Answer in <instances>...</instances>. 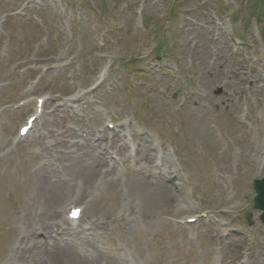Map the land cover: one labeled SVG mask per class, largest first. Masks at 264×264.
Masks as SVG:
<instances>
[{"label": "rangeland", "instance_id": "374dc122", "mask_svg": "<svg viewBox=\"0 0 264 264\" xmlns=\"http://www.w3.org/2000/svg\"><path fill=\"white\" fill-rule=\"evenodd\" d=\"M0 86V264H58L42 257V222L59 198L60 210L85 206L88 252L122 264H264L252 188L264 176V0H0ZM40 96L44 114L13 145ZM24 99L28 108L12 109ZM108 123L128 144L109 149L106 169L109 156L119 165L83 189L75 144L112 134ZM159 150L164 170L153 167ZM160 179L183 185L168 203Z\"/></svg>", "mask_w": 264, "mask_h": 264}, {"label": "bare ground", "instance_id": "6f19581e", "mask_svg": "<svg viewBox=\"0 0 264 264\" xmlns=\"http://www.w3.org/2000/svg\"><path fill=\"white\" fill-rule=\"evenodd\" d=\"M77 99L78 98H76L75 100ZM101 134L102 135H100L99 137H96V134H94L93 131H89L86 137L79 135V143L75 144V148L77 150L81 149V154H79V156L77 157V163H75V174L80 177L83 183V186L81 185L83 189L92 187L94 185V179L99 175L111 174L110 171H112V169L116 166L115 163L117 162V164H119V160L116 162L110 161L112 164V169H106V167H109V161L107 160V156L104 154H108L109 149H113L114 147V150L112 151H117L119 154H121L122 151L125 150L124 148L127 146V141L123 139L122 135L118 137L115 134H107L106 132H101ZM109 135H111V137H109ZM167 169L170 168L167 167ZM170 172L172 175L174 174V171H172L171 169ZM158 181L160 183L157 186L165 190L166 192L167 203L171 200V192L174 189L183 187L182 183H174L168 185L167 182L164 183V180L162 179ZM111 183L115 185V181H111ZM162 183H164L165 185ZM132 186L135 189H140L141 186L145 187V189H149L147 188V183H139L137 181H133ZM60 199L61 198L56 199L57 201L53 203L54 206H56L55 209H53L54 207H51L50 210L47 211V221L42 222L48 231L47 239L53 240V247L55 251L52 255L45 254L42 255V257L51 258L58 264H99L101 257H106L105 264H122L120 263V260L116 258L115 254L104 253L99 251L98 249L91 250L93 253H89L88 247L93 248L95 244V241L92 238H87L84 240L81 238L82 241L80 243L82 247L75 245L72 242L68 243L65 241H57L55 239L56 236H53V234L49 232L50 228H53L54 231H57L56 229H69L65 219L62 216L60 207H57V205L61 204L59 202ZM31 235H33V233H31ZM81 248L82 250L78 252ZM84 251L86 252V254H83ZM31 264H36L35 260H32Z\"/></svg>", "mask_w": 264, "mask_h": 264}, {"label": "water", "instance_id": "95a60500", "mask_svg": "<svg viewBox=\"0 0 264 264\" xmlns=\"http://www.w3.org/2000/svg\"><path fill=\"white\" fill-rule=\"evenodd\" d=\"M257 196L254 198L255 209L263 211L261 220L264 223V178L256 182Z\"/></svg>", "mask_w": 264, "mask_h": 264}, {"label": "snow or ice", "instance_id": "6c2138e0", "mask_svg": "<svg viewBox=\"0 0 264 264\" xmlns=\"http://www.w3.org/2000/svg\"><path fill=\"white\" fill-rule=\"evenodd\" d=\"M77 214H78L77 211H74V212L72 213L73 216H76Z\"/></svg>", "mask_w": 264, "mask_h": 264}]
</instances>
